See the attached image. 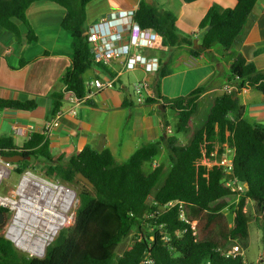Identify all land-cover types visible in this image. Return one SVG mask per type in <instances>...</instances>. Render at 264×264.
Masks as SVG:
<instances>
[{"label":"trees","instance_id":"obj_1","mask_svg":"<svg viewBox=\"0 0 264 264\" xmlns=\"http://www.w3.org/2000/svg\"><path fill=\"white\" fill-rule=\"evenodd\" d=\"M49 1L65 9L62 29L72 39L71 66L61 77V85L77 97L85 95L84 75L93 68H106L94 63L87 42L86 6L95 0H0V30L21 40L17 22L27 28V41L36 36L27 18L29 6ZM233 9L212 5L198 25V32L210 27L199 39V49L193 47V37L180 33L175 16L140 0L134 20L143 29H152L160 36L157 49L162 53L161 65L153 83L154 97L144 105H159L172 112V131L155 142L138 148L119 164L108 150L96 152L84 149L67 159L52 154L47 139L34 133L22 146L11 137H0V157L22 155L28 160L12 164L13 173L20 176L29 170L42 177L77 189L78 207L72 226L60 231L47 246L43 258L29 257L19 252L0 235V264H243L240 257L224 258L218 249L227 250L237 243L246 251L249 245V224L264 216V126L243 119L244 109L238 95H218L209 107L202 125L194 128L200 98L209 90L204 84L188 95L166 98L160 93L161 79L175 71L174 57L185 51L190 58L216 67L226 63L227 84L237 89L264 94V71L257 70L234 50L235 38L247 24L256 0H235ZM200 61V62H202ZM51 117L63 107L60 91L50 94ZM131 93L124 106L132 107ZM34 102L0 99V109L31 111ZM165 119V112L157 109ZM166 120V119H165ZM229 136L226 138V133ZM188 138L182 144L178 138ZM228 143L234 150L233 175L248 189L234 202L236 194L225 186L228 175L220 167L207 170L197 166L201 148L207 143L210 152L215 142ZM161 148L169 154L170 164L153 167ZM148 166L150 170L145 172ZM81 174L93 187L77 178ZM161 184L158 186L159 182ZM181 202L187 219L196 223V230L179 219L178 207L163 210L169 202ZM0 213L7 211L0 209ZM264 218V217H263ZM261 220V219H260ZM263 227V226H262ZM264 260V227L262 229ZM132 245L117 254L119 246L132 234ZM167 238L166 240L163 238Z\"/></svg>","mask_w":264,"mask_h":264},{"label":"crops","instance_id":"obj_2","mask_svg":"<svg viewBox=\"0 0 264 264\" xmlns=\"http://www.w3.org/2000/svg\"><path fill=\"white\" fill-rule=\"evenodd\" d=\"M139 2L140 0L92 1L86 6L87 28L98 24L110 14L137 10ZM156 2L159 9L175 16L177 30L193 39L197 38L198 25L212 5L233 9L236 4L235 0ZM65 15L64 8L49 1L31 4L26 11V18L36 36V41L32 43H28L27 28L20 22H17L20 41H15L10 32L0 30V99L31 101L36 105L31 111L0 109V137H11L16 146H22L32 134L42 133L45 123L51 118L50 94L61 92V77L71 66L72 39L61 27ZM158 45L151 50L138 49L137 53L161 58ZM233 47L257 70L264 71V0H256L245 29L235 38ZM203 59L202 56L197 60L190 58L184 50L176 55L175 71L163 77L159 83L161 95L170 99L184 97L208 83L210 88L200 98L198 109L199 104L211 106L227 84L228 68L226 63H218L215 67L203 62ZM105 74L103 69H90L84 75L85 83L102 78ZM155 77L156 74L146 73L141 69L125 73L113 89L103 90L82 106L77 117L62 119L59 126L46 136L51 153L62 154L69 159L84 149L96 152L108 150L115 161L121 164L142 145L158 141L164 131L171 127L166 111L161 110L159 105L134 103L132 107L124 106L126 96L131 93V85L136 81H147V96L154 97ZM238 100L244 109L243 119L264 126V94L246 90L238 95ZM66 107L63 100L62 108ZM157 109L165 112L166 120ZM15 127H21L23 135L16 134L13 130ZM30 127L33 128L31 132ZM162 157L164 156L161 155L160 158Z\"/></svg>","mask_w":264,"mask_h":264},{"label":"built area","instance_id":"obj_3","mask_svg":"<svg viewBox=\"0 0 264 264\" xmlns=\"http://www.w3.org/2000/svg\"><path fill=\"white\" fill-rule=\"evenodd\" d=\"M136 10L127 11L124 14H110L101 19L98 24L91 26L87 33L90 54L95 64L106 68L105 76L85 83V95L77 97L73 92L68 91L66 86H62L61 93L64 96L67 107L59 110L44 125L42 135L48 136L50 132L57 128L62 119L78 115L79 109L93 99L103 90L113 89L125 73L138 69L146 73L156 74L161 65L160 58L137 53L138 49L151 50L160 42V36L152 29L141 28L134 20ZM126 36V37H125ZM118 64V67L116 66ZM149 87L147 81H136L131 85V94L138 105H143L148 97ZM224 94L236 93L239 95L246 92V89L239 90L233 85L226 84L221 90ZM14 132L23 135L21 127H15ZM30 132L33 130L29 128ZM166 132L171 133L167 128ZM229 133H226V138ZM205 143L201 148V157L197 161V166L211 170L213 167H220L228 175L225 186L236 194L234 202L237 203L240 196L245 191L244 184L240 183L233 175L234 150L228 143L215 142L213 149L208 152ZM11 163H6L0 157V190L3 183L11 176ZM155 167V165H153ZM49 202L51 213L43 215L45 206ZM78 204L76 192L68 186L42 177L32 171H25L19 177L17 185L0 193V209L7 211L11 218V223L6 229L4 237L9 240L16 249L26 253L31 257L43 258L47 246L58 236L60 231L75 219V214L71 210ZM178 207L179 219L187 223L192 231L196 230V223L190 222L184 212L181 202H169L163 206V210ZM34 215L36 224L30 228L28 236L23 241L27 249L20 248L16 242L10 238L14 221L19 217L25 222L30 215ZM56 214L62 216L63 224L57 229L54 228L53 220ZM259 215V219H264ZM68 223V224H67ZM32 229V230H31ZM26 231V230H25ZM163 239H167L166 237ZM40 244V246H39ZM40 247V253H33L29 249ZM218 253L224 258L240 257L243 264H246L245 250L237 243L231 245L227 250L218 249ZM259 260L255 264H261ZM205 264H210L207 261Z\"/></svg>","mask_w":264,"mask_h":264},{"label":"rangeland","instance_id":"obj_4","mask_svg":"<svg viewBox=\"0 0 264 264\" xmlns=\"http://www.w3.org/2000/svg\"><path fill=\"white\" fill-rule=\"evenodd\" d=\"M209 106L210 105L206 106L204 104H199L198 112L192 121L194 128H199L202 125L203 119L205 118V115H206V112H207ZM166 118L170 124L173 122L172 112L169 109L166 111ZM170 129L172 131L171 127H170ZM178 138L182 144H186L188 142V138L184 134L179 135ZM161 155L164 157L160 158ZM157 159H156L157 163L162 162L163 164L166 165V168L170 164L169 154L164 148L160 149ZM157 163L155 164V162H154V165L156 166ZM12 168H13V166H11V170H12ZM149 170H150V168L148 166H146L145 172H148ZM19 177L20 176L14 174L13 170H12L10 178L3 183L1 190H0V193L4 194L7 190L14 188L19 181ZM161 182L162 181L159 182L158 186L161 184ZM68 187L70 189H72L74 192L78 193L76 188L71 187V186H68ZM77 207H78V204L75 205L73 210H71V214H75ZM10 223H11V218H10V216H7L5 226L2 229H0V235H3V236L5 235L6 229L8 228ZM73 223H74V220H72L63 229L69 228L70 226L73 225ZM262 226L264 227V220H262V219L260 220V219H256V218H253L252 223L249 224V245H248V248L246 249V255H245L246 264H255L257 261H259L261 259L260 253H262V250H263V243H262V235H263L262 229H263V227ZM134 239H135V233L133 232L119 246V248L117 250V254L121 255L122 252H124L126 249H128L132 245ZM18 251L23 253V254H26L20 250H18ZM261 264H264V260Z\"/></svg>","mask_w":264,"mask_h":264},{"label":"bare ground","instance_id":"obj_5","mask_svg":"<svg viewBox=\"0 0 264 264\" xmlns=\"http://www.w3.org/2000/svg\"><path fill=\"white\" fill-rule=\"evenodd\" d=\"M49 213H51V208H50L49 202H48L46 204V206H45V210H44V214L43 215H48ZM53 223H54V228L55 229H57L59 226H61L63 224L62 216L56 214V217L53 220ZM35 224H36V222L34 221V215L33 214H30L25 219V222L24 223L18 217L14 221V223H13L12 236H10V238L12 237V239L14 240V242H16V244L20 248L27 249V247L25 246V244L23 243V241L28 236L27 233L29 232L30 228L33 227ZM39 246H40V244H39ZM39 246L36 249H34L33 247H31L29 250L31 252H33V253H40L41 252V249H40Z\"/></svg>","mask_w":264,"mask_h":264},{"label":"water","instance_id":"obj_6","mask_svg":"<svg viewBox=\"0 0 264 264\" xmlns=\"http://www.w3.org/2000/svg\"><path fill=\"white\" fill-rule=\"evenodd\" d=\"M143 1L146 4H148V5H152L154 3V0H143ZM209 30H210V27L206 28L204 31L200 32L197 35V38L193 39V47H194V49H199L200 48V45L198 44V40L201 39L205 35V33L207 31H209ZM160 109L163 110L162 106H160ZM2 159L6 163L17 164L19 162L28 160L29 157H25V156H22V155H16V156H10V157H2ZM77 178L79 180H81L83 183L87 184L88 186L93 187V184L87 178H85L83 175L78 174ZM244 186H245V189L247 190L248 189V185L244 184ZM5 217H6L5 213H0V223H2L0 225V229H2L5 226V223H6V222H4Z\"/></svg>","mask_w":264,"mask_h":264},{"label":"flooded vegetation","instance_id":"obj_7","mask_svg":"<svg viewBox=\"0 0 264 264\" xmlns=\"http://www.w3.org/2000/svg\"><path fill=\"white\" fill-rule=\"evenodd\" d=\"M4 222H6V217H5V219H4ZM2 223H0V225H1Z\"/></svg>","mask_w":264,"mask_h":264}]
</instances>
